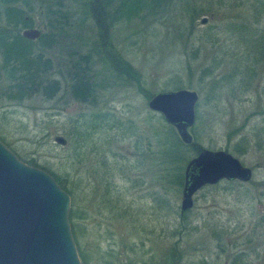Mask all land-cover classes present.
Listing matches in <instances>:
<instances>
[{
    "label": "rangeland",
    "instance_id": "1",
    "mask_svg": "<svg viewBox=\"0 0 264 264\" xmlns=\"http://www.w3.org/2000/svg\"><path fill=\"white\" fill-rule=\"evenodd\" d=\"M186 1L199 14H161L147 30L138 24L114 29L113 47L143 76L145 92L120 86L100 90L94 105L75 101L67 62L52 50L50 75L61 86L55 98L0 99L3 144L59 178L73 194L70 210L87 214L74 223L83 229L77 236L89 264H163L173 260L174 245L181 264H231L241 255L240 264H264V0ZM28 14L12 28L42 32V10L35 6ZM32 45L41 48L38 40ZM94 72L105 73L99 65ZM1 77L0 91L8 85ZM177 87L198 95L193 143L225 151L252 170L248 183L200 189L184 218V169L197 154L182 149L181 162L168 160L173 128L144 99ZM95 115L112 116L117 127L94 132L90 125L101 121ZM77 126L84 141L75 144L69 134ZM58 136L66 145L54 142ZM177 175L180 183L173 181ZM109 200L127 216L110 213Z\"/></svg>",
    "mask_w": 264,
    "mask_h": 264
},
{
    "label": "trees",
    "instance_id": "2",
    "mask_svg": "<svg viewBox=\"0 0 264 264\" xmlns=\"http://www.w3.org/2000/svg\"><path fill=\"white\" fill-rule=\"evenodd\" d=\"M25 5L27 11L21 6ZM37 6L42 10V32L38 40L41 48L34 49L33 41L24 39L17 24H24ZM197 6L189 1L175 0H0V78L6 77L8 85L0 91V99L22 101L33 95H41L45 100L55 98L60 90V83L51 79L53 69L50 51L56 50L65 58L68 93L75 101L84 104H95L99 91L107 88L127 87L145 92L143 76L114 49L112 35L117 25H142L143 30L149 29L161 14H199ZM189 23V24H188ZM188 29L192 30L194 19L191 16ZM182 27L186 29L185 18L181 17ZM36 40V41H37ZM60 55V56H61ZM100 66L105 73L94 72ZM101 79L98 81L97 78ZM177 89H181L177 87ZM153 95H144L148 101ZM97 123L90 125L95 130L109 131L115 126L112 116L95 115ZM117 122V121H116ZM171 127V126H170ZM172 128V127H171ZM85 133V131H84ZM173 137V143L166 149V155L171 162L182 161V149L198 154L202 148L195 143L183 144L174 136L173 129L168 132ZM86 134V135H85ZM87 139L91 134L85 133ZM75 144L83 136L80 127H75L69 134ZM2 142V140L0 139ZM3 143V142H2ZM18 157V156H17ZM19 158V157H18ZM20 159V158H19ZM21 160V159H20ZM29 166L37 167L34 160L23 161ZM58 185L71 197L62 182L52 175ZM181 182V176H174L173 181ZM230 183V182H228ZM106 199V198H105ZM110 213L127 216V211L117 202H106ZM186 213L179 214L184 218ZM181 215V216H180ZM74 219L85 220L87 214L71 208L69 223L77 252L82 264H89L81 242L77 236L83 235V229L74 223ZM183 226V224H181ZM184 227V226H183ZM172 258L166 264H181L182 255L178 247L173 246ZM241 256L233 257L231 264H240ZM163 263V264H165ZM104 264H112L104 262ZM126 264H133L128 260Z\"/></svg>",
    "mask_w": 264,
    "mask_h": 264
},
{
    "label": "water",
    "instance_id": "3",
    "mask_svg": "<svg viewBox=\"0 0 264 264\" xmlns=\"http://www.w3.org/2000/svg\"><path fill=\"white\" fill-rule=\"evenodd\" d=\"M40 35L35 28L21 32L28 41ZM197 100L196 92L180 89L154 95L147 107L190 145ZM54 142L66 145L60 136ZM251 179L252 170L229 153L202 149L185 166L180 212L192 209L193 197L203 187ZM70 203L52 176L22 162L0 141V264H82L69 223Z\"/></svg>",
    "mask_w": 264,
    "mask_h": 264
}]
</instances>
